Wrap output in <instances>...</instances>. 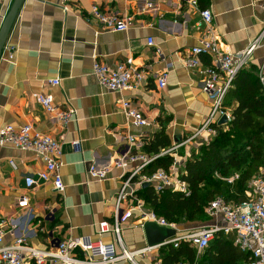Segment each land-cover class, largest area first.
Instances as JSON below:
<instances>
[{"label":"crops","instance_id":"crops-1","mask_svg":"<svg viewBox=\"0 0 264 264\" xmlns=\"http://www.w3.org/2000/svg\"><path fill=\"white\" fill-rule=\"evenodd\" d=\"M262 1L199 0L198 8L211 11L220 45L236 54L245 51L264 27ZM13 2L0 0V32ZM150 2L151 9L146 8V0L23 1L0 55V127L31 124L36 131L57 139L64 191L54 193L51 183L40 181L27 189L24 177L36 178L44 168L42 160L30 152L0 148V221L10 220L5 225L4 245L25 238L34 247L48 250L68 238L88 236L113 243L120 254L112 233L98 236V224L113 220L121 172L112 164L125 148L124 138L135 137L138 150L144 152L164 127L171 146L178 147L172 153L180 159L178 171L192 153L213 139L203 135L189 141L210 110L202 91V69L210 65L211 58L201 56L202 67L197 69H185L180 62V56L200 39L199 15L181 0ZM92 6L130 17V28L125 32L104 29L90 19ZM127 57L143 72L142 83L120 93L101 88L92 74L93 63L114 68ZM250 65L264 70V46L253 51L247 67ZM165 69L166 86L159 89L156 80ZM54 79L59 80L58 86L48 84ZM38 94L52 95L60 109L73 110L75 117L61 127L38 104ZM123 100L138 108L150 125L133 128L120 109ZM74 141H80L81 153L73 151ZM91 166L109 170L108 177L102 182L92 180ZM140 188L135 189V195ZM21 197L27 198L28 209L16 207ZM135 204L129 199L122 206V211L132 210V217L121 227V242L130 252L147 245L142 227L145 221ZM205 224L177 225L176 236ZM159 257L156 250L135 257L134 263L152 264ZM119 264L132 263L122 260Z\"/></svg>","mask_w":264,"mask_h":264},{"label":"built area","instance_id":"built-area-1","mask_svg":"<svg viewBox=\"0 0 264 264\" xmlns=\"http://www.w3.org/2000/svg\"><path fill=\"white\" fill-rule=\"evenodd\" d=\"M181 1H184L189 8L196 10L200 18L198 23L200 39L197 45L191 47L186 53L180 54L181 56L179 55L181 65L185 69H197L202 67L201 56L211 58L210 65L202 69L205 76L202 91L208 98L210 110L202 125L192 134L190 141L203 135L214 137L217 133L216 127L226 126L232 121V114L226 107V96L237 72L247 67L249 57L254 50L264 46V27L245 51L236 54L227 52L223 50L215 34L211 11L199 9V0ZM145 6L147 9L152 8L150 0H146ZM261 8L264 10V0ZM63 11L67 12L68 8L64 6ZM89 17L110 32H125L132 22L128 16L104 12L98 6L91 7ZM148 45H152L151 40L148 41ZM167 68H171V65ZM167 71L165 69L161 72L156 80L159 89L166 86ZM92 74L101 88L114 93L131 90L144 80L143 72L135 67L131 57H127L124 62L114 68L95 61L92 65ZM258 78L264 91L263 68L259 70ZM48 84L58 86L59 80H49ZM36 101L61 127L66 126L75 117L73 110L60 109L54 103L52 95L38 94ZM120 109L133 128H145L150 125L148 119L138 108L133 107L129 100L121 101ZM222 117L226 118V124L218 125ZM71 145L74 152L81 153L80 141H74ZM124 146L125 148L112 164L113 169L121 172L119 176L121 184L114 201L113 220L111 223L104 220L98 224V236L112 233L121 249L120 254L116 253L113 243L105 242L101 238L92 239L88 236L68 238L58 242L54 249L48 250L34 247L25 238H15L12 243L4 245L5 225L10 224V220H1L0 264H119L122 260L135 264V257L148 256L152 251L165 246L171 245L173 248H178L182 242H186L189 247L193 248L198 257L219 233L231 236L233 246L248 255L247 261L242 264H264V168H261L258 174L249 181L247 199L243 203L229 204L221 197H216L208 204L205 209L206 215L211 219L208 225L199 226L154 247L146 245L140 250L127 251L121 242V227L132 217V210L122 211L123 204L129 199L136 202L135 208L145 222H154L160 227L177 229L175 224L168 223L150 210H145L142 201L135 195L136 188L142 187L144 183H150L156 193L169 188L188 196L189 191L186 184L178 177L179 171L176 166L180 163V159L172 154L178 148L177 145L171 146L157 156L147 155L138 150L136 138L127 135L124 138ZM5 147L30 152L42 160L44 168L36 174V178L24 177L23 182L27 189L34 187L40 181L51 183L54 193H63L64 184L60 175L62 151L61 143L57 139L36 131L31 124L19 128L6 125L0 127V148ZM167 154L174 156L169 171L158 169L150 175L144 174V170L153 160ZM9 164L15 169L12 161ZM108 174L107 169H98L94 166L89 168V176L96 182L104 181ZM16 207L21 210L28 209L27 198L21 197ZM11 233L13 235V231ZM152 264H161L160 257L156 258Z\"/></svg>","mask_w":264,"mask_h":264},{"label":"trees","instance_id":"trees-1","mask_svg":"<svg viewBox=\"0 0 264 264\" xmlns=\"http://www.w3.org/2000/svg\"><path fill=\"white\" fill-rule=\"evenodd\" d=\"M257 72L253 65L237 72L226 96L232 121L216 127L213 139L192 153L179 170V180L186 184L189 195L169 188L159 193L152 186L140 188L136 195L146 209L171 224L201 225L210 221L205 209L216 197L229 204L246 201L249 181L264 168V91ZM170 146L162 127L144 152L157 156ZM172 163L169 154L157 157L144 174L169 171ZM159 255L161 264H242L248 259L233 246L231 236L221 233L198 257L186 242L178 248L161 247Z\"/></svg>","mask_w":264,"mask_h":264},{"label":"water","instance_id":"water-1","mask_svg":"<svg viewBox=\"0 0 264 264\" xmlns=\"http://www.w3.org/2000/svg\"><path fill=\"white\" fill-rule=\"evenodd\" d=\"M24 0H14L5 20L1 28L0 32V55L2 53L3 45L5 38L8 34V31L10 27L12 26V23L17 15V12L22 5ZM264 80V79H263ZM226 124V118L222 117L218 125H224ZM151 186L150 183H144L142 185V188H146ZM144 234H145V240L146 244L148 246L154 247L159 244L164 243L166 240L171 239L176 236L177 231L173 228H167V227H160L154 222H145L143 224Z\"/></svg>","mask_w":264,"mask_h":264},{"label":"rangeland","instance_id":"rangeland-1","mask_svg":"<svg viewBox=\"0 0 264 264\" xmlns=\"http://www.w3.org/2000/svg\"><path fill=\"white\" fill-rule=\"evenodd\" d=\"M257 74H259V70H258ZM176 226H177V225H176ZM177 229H179V228L177 227ZM177 229H176V230H177Z\"/></svg>","mask_w":264,"mask_h":264}]
</instances>
